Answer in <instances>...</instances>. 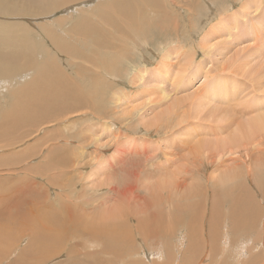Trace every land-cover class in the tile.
Segmentation results:
<instances>
[{
  "label": "bare ground",
  "instance_id": "1",
  "mask_svg": "<svg viewBox=\"0 0 264 264\" xmlns=\"http://www.w3.org/2000/svg\"><path fill=\"white\" fill-rule=\"evenodd\" d=\"M201 1L202 0H197L198 3L196 4L195 0H0V90L6 95V98L0 100V102H4L6 106L4 108L5 110L0 109V111L2 110L0 113V148L1 146L10 145V143L15 144L14 139L16 140L21 138L20 132H22L23 135L27 132L30 133L31 135L27 133L28 137L29 135L40 136V141L45 140L44 143L41 142L42 145L44 144V147L47 148V145H50V147H48V149H50L48 150L50 155L49 157H57V151L59 150H57L58 147L60 149L63 148L64 150L66 149L64 152L65 155L71 158L69 163L67 161L65 163L62 161L65 166L61 164L59 168L55 167L60 163L54 165L55 163H52L51 158L47 160L48 162L51 161L52 166H54L52 169L50 168L49 171L44 170L46 174L48 173L47 175L48 178L51 179L50 181H55V179H57V175H59L60 178L62 176L66 178L67 174L70 173L67 178L68 182L70 177L74 175L73 174L71 176L73 170L75 175L80 179V181H78L81 182V180H83V182L80 183L82 186L80 191L78 190L79 194H75L76 196H72V194L68 193H65L68 194V196H61L60 194L55 196L60 198L56 200V202L58 201L59 203L58 210L56 205L51 202V194L48 191L51 187L49 186L47 192L44 191L46 194L38 192L37 186L39 181L36 179L38 177L34 176V174L28 177L30 182L35 180L33 181L32 191L30 192V189L24 191L18 198L16 197L17 199L12 197L13 188L11 187L9 189V184L8 187L3 186L4 184H2V186L0 185V259L2 257H7V255H10L13 252V247L9 250V244L6 243V240L8 241V239H11V226H13L21 236L26 234V229L29 234H31L32 231L33 234H31V236H34L32 239L30 237L31 240L27 246L25 245L19 248L20 252L18 254L16 251L17 255L13 260L14 263L15 261H17L16 263L18 264H21L22 262L25 263L26 261L28 262L29 257H27V255L30 256V254H39L41 256V261L36 259V264H48L52 262H54V264H87V262L88 264H110L112 261L119 264L117 261V258H119L118 254H121L123 257L126 256V251L131 248L129 244L133 245L135 243L137 235L143 234L146 238H149V235L153 237L154 233L155 235L159 234L162 230H175V225L181 222L183 215H179L180 220L174 215H171V210L166 209L172 207V205L176 202L178 206L194 208V216L192 214L193 217H190L189 222L190 225H192L190 226V229L192 230L190 231V235L188 237L190 240V244L188 245L190 246L186 251L188 253L190 252V257L187 255L185 256L188 257L186 260H188L189 264H194L195 262L198 263L197 259H199L201 254H203V251L201 253V246L198 244L203 245L202 247H207L208 245L206 246V244L208 243L206 242L208 241H206V238H202V236H204L202 229L205 228L201 229L198 226V224L201 226L204 224V221L200 222V220L206 216L207 211H203V207H199L198 204L193 202V200L191 201V204L188 202L193 195L200 197H202V195L208 196V193L212 191V195L214 197L212 212L215 211L216 213L218 211L216 213V219L219 218L218 221L221 220L220 216L223 213V211H220L221 209L219 210L218 208L219 203L221 202L220 199L222 198H224L225 202L227 199L231 201V205L227 208L229 210L228 216L231 215L236 220L239 227L242 226L247 215L250 216L253 214L254 211L252 210L255 209L252 205L255 201L251 190L247 188V186H244L246 192L243 191V193H239V190L241 191L242 185H244L245 182L247 183L248 179L249 182H252L253 180H255L254 182H257L256 179L259 178L261 179V182L259 180L258 182L262 183L261 192L264 193V171H262L264 170V61L262 63L259 61L261 64L256 66L255 70L253 69V74L248 72L255 77L257 84L255 85V90L257 91V95H255L252 102H249L250 104L244 105V101L243 103L241 101V103H237L240 99L242 100L244 96L240 97V99L236 102L240 95V84L237 82L235 77L232 76V73H239L238 70L240 65H231V60L234 56L232 55L229 58L228 55L230 52L227 49L225 50L224 48V50H220L218 52V49L221 48H218L217 46L219 43L214 41L218 35L216 34L217 32L211 31L212 28H210V34L207 32V38L201 39L197 36L196 40H199L200 42L198 41L196 44L192 42L194 47L189 45V42V50L187 49V44L182 43L185 41L181 42V40L178 41L177 39V42L172 41L174 43L171 45L167 43L166 39V43L162 42L157 47V49H159L157 56L159 59L158 62H156L158 68L161 67L159 65H162V71L166 73L167 70L172 69V65L180 64L181 70L179 75L176 74L179 77L178 79L173 78V74L172 78L174 81L170 84L171 90L168 88L169 86H166V88H164V86L158 87V90L162 93L160 94L162 97L156 104H154V107L152 105L154 108V111H152L155 112V109H157V113L153 114L149 121L144 123V126L150 134L158 132L160 133V137L163 134L162 138L171 137L173 139L168 142V151H162L161 149V153H152L151 149L153 148H150L149 150L142 152V154L144 153L149 160L154 157L159 159V164L158 166L151 164L150 170L145 168L144 179L141 181V186L137 189H140L141 187L143 192H146L145 199L147 198V201L145 203L147 207L159 206V200L166 192L167 196L165 194L164 195L167 198V203H161L160 207L169 206L164 208L165 210L161 211L163 213L167 212V216L165 217L164 214H162V216H158L157 214L149 213L144 202L143 206L145 207H139L142 204H137L136 201L143 196L140 192L137 193V189L134 184L131 185L129 183L128 185L126 183L127 176H125L124 173L126 165L124 162L117 160L113 164L110 163L109 166L106 163L108 167L104 166L103 169L99 167L100 164L95 165L97 167L93 168L90 172L88 171L89 173H85L86 175L83 174V178L78 170L79 166H83L81 164V158L84 157V153L88 150H86V148L90 147V144L92 143L97 144L102 141H100V134L98 131L102 130L103 133L109 132L110 134L118 131L117 129L119 128H115L113 120H117L121 126L126 123L131 125L132 123L131 117L134 116V114L132 113L133 115H130L129 117V115L125 112L128 106L127 100L131 97V95L129 96V93L131 92H129L125 87L129 86L131 87L130 90L135 88L137 90L136 85L139 88L147 86V75H150L149 73H151V67H149V65H155L154 59H156L149 58L148 54L150 51L144 49L149 47L147 41L143 39V45H139L137 40L140 38L137 37V35L141 37H148L149 33L146 36L143 35L142 32L149 31L154 29V27L160 26L165 32L168 27L171 29L170 31H177L180 27L184 28L181 33H185V35L187 33L188 36L190 33L188 34L189 26H187V23L188 21H190V23L192 21V25H195L193 24L195 23L193 22V18L198 15L195 7H201L199 3ZM204 1L206 2L203 6L205 9H208L209 7L210 9H213L215 7V10L218 11L217 9L223 10L226 7H228V9L234 8L238 5L239 1L242 2L240 4L241 6L239 5L241 8L245 5H249L252 0H230V3L226 2L228 0H221L222 6H219L221 5L220 0ZM256 3L257 1H254V4ZM193 6L195 7L193 8ZM249 8L250 7H247V9ZM63 10V13L57 15L59 13L58 11L62 12ZM262 10L263 8L256 10L255 18H252L247 22L245 18L244 21L246 22V27H241L240 23H238L239 16L236 18L237 22L235 21L236 24L233 27H225L229 30L228 32H225L224 30V33H228L226 34L227 36L224 35L226 36L225 41L228 43V46L230 44H234L235 42L239 44L242 42L241 40L246 37L249 44L251 43L250 45L254 43L256 45H254L255 48L250 46L252 48V55L249 56L250 60L247 59V56L244 57L246 60L245 62L243 61L244 59H241L243 64H246V62L249 63L251 60L255 61L257 57L260 58L264 55V32L262 31L264 28L261 30L262 32L259 28L261 25H264V22L263 24L260 22L262 20L257 22L258 24L261 23L260 26L253 25L252 23L256 18L259 19L262 17L264 14L262 13ZM212 11L215 12L214 10ZM243 12L244 11H242V13ZM209 13L210 17H208L207 25L212 23V20L216 19L217 16L220 18V15L222 14H213L214 16H212L210 11ZM245 15H247V12ZM180 16L183 17L182 20L184 21L181 22V24L184 23L182 26L178 23ZM27 19L31 22L32 20H35L37 23L35 24L37 26V30L31 26V22H28L29 20L27 21ZM218 22L219 21H217V23ZM254 23H256V21ZM243 24L242 26H244ZM211 27L213 26L211 25ZM159 28H156V30ZM240 29L242 30L241 32L239 31ZM170 31L168 30V32ZM176 33L178 34L179 31ZM161 35L163 34L161 33ZM185 35H183L184 38ZM168 39L170 40V38ZM225 41L223 40V42ZM221 45L223 48V44ZM235 45L237 44H234L233 46L235 47ZM230 47L232 48V46ZM151 50L154 51L155 49ZM199 51L203 56L202 59L198 61L197 56L200 53ZM146 52H148V54ZM134 53H139V57H141L143 65L140 66L138 63L133 62L134 64H132L131 69V65L127 67L124 63L126 61H124L123 58L128 54L133 56ZM237 57L240 58V56ZM134 59L136 58H133V61ZM174 61H177V63H173ZM194 64L196 65L193 67ZM245 66L247 67V65ZM131 70L132 75L130 76ZM188 70H190V75H187L189 76V79L187 83L186 80L184 81V84L186 85L183 88L182 86L184 84L182 85V76L186 77L183 74L188 72ZM249 71L251 70L249 69ZM165 73L164 75L161 73V76H163L161 79L160 75L152 72L153 75H151L154 77V79L151 77L152 81L158 80L160 81V84L165 82ZM236 74L235 76L238 75ZM171 75L172 74H170V77ZM124 76L128 78L126 80L128 81L127 84L123 81V79H125ZM202 76L204 77L203 80L212 79L211 85H209V87L202 92L199 91V88H196V90L194 89L195 91L192 93L188 92L195 79L199 80ZM117 79H120L121 82ZM114 81H118V83L120 82L119 84L124 82L127 86H121L122 88H120ZM168 82L170 83V81ZM6 92H8V94ZM247 95L249 96V94ZM248 101L249 100H247V102ZM206 108H210V111ZM36 110H42L44 117L47 118L42 125L54 124L53 128H50L51 130H47L46 133L43 131V133H45L44 135H40L38 130L34 132L31 130L32 133L29 132V130L33 128L32 126H34V121H36L35 118L38 116ZM78 111L83 112H79V114L82 113L81 115L83 116L81 119L85 120L83 126H85L86 123L87 124L86 127L82 128V130L79 129L83 133L81 140L80 137L78 139L80 141L75 142L78 137L76 131L71 134L74 135L70 136L71 141H68L63 138V136H60V131H62V126L64 125L65 129L69 128L70 125H72L73 129H76L77 123L78 121H81V119L78 120L80 117H77L76 120L75 118L72 119V117L77 115L76 113H78ZM93 113L101 115L103 120L100 123L102 124H99L97 120H95L97 119L94 118L95 116L84 117L85 114L92 115ZM79 114L78 116H80ZM50 115L54 118H52V116L50 117ZM14 116H18V119ZM246 116L249 117L247 118ZM209 118L214 120L212 123H209L208 121V126L212 125V127L200 130L202 129L201 127H204L205 125L197 123L203 122L202 124H204L205 121L210 120ZM37 119L40 121L44 118H42V116H38ZM192 120H195V122ZM94 121L96 122L94 123ZM58 125L61 126L59 127ZM98 125H100V128H98ZM196 126H199V128ZM37 127L40 128L39 126ZM94 127L96 129L98 128V131ZM34 128H36V126ZM137 130L138 129H136V131ZM12 132H14V134ZM141 133L143 132L141 131ZM27 134L24 136H27ZM122 135L123 133H116L115 140H119ZM179 135H184V137H180ZM74 137L76 138L74 139ZM89 139L91 140L88 142ZM64 140L67 141L64 142ZM174 140H176V143H174ZM17 142L18 140L16 143ZM59 142H61V145ZM166 143L167 142H165V144ZM32 146L34 147V145ZM8 148L10 153V147ZM5 149L6 148H4L3 151L0 149V154L2 153L0 155L1 161L11 160L9 153H6ZM40 150L41 149H39V151ZM182 151L184 153L179 156L178 152ZM208 151H214L217 154H212L213 156L210 155L211 153L206 155L209 153ZM137 152L138 151H136V153H134V151L131 152L130 156L133 161H135L134 159L138 154ZM149 153H152V155H149ZM12 154L13 153H10V155ZM60 155L58 154V156ZM99 155L93 156L90 154L91 159L87 160L90 163L87 162V164L94 166L93 164L96 163H93V161L97 158V156H102ZM46 156L48 157V155ZM32 158L34 157L32 156ZM54 160L56 159L54 158ZM99 161L100 159L98 162ZM59 162L61 161L59 160ZM135 162H137V164L139 163L141 166L142 162ZM227 162H232V164L234 163L235 168L243 167V172H245L244 175L246 178L248 177L247 179H244L246 180L245 182L243 181L238 185L234 183L240 176L241 170L238 171L234 168L225 167V164H229ZM39 163L42 164L41 158ZM45 163L47 164V162ZM204 164L212 165V167L214 165L213 168L216 170V173L214 171L210 173L209 179L205 182L203 181L204 179L197 181V179L193 177L191 182L182 183L174 178L180 176L182 172L189 173L190 168L193 166L199 167V165L203 166ZM101 165L103 167V164ZM133 165L135 164L133 163ZM52 166L50 164V167ZM141 168H144V166ZM138 169H140V167ZM82 170L83 169H81V171ZM128 172V175L130 176V171ZM153 172L158 174H154ZM55 173L58 174L55 175ZM241 174L243 173L241 172ZM132 175L137 177V175L133 173ZM159 175H162L160 179ZM73 178H71L72 181H74ZM67 182H62L63 184L60 188H62L65 192L68 187L74 189L75 191L76 185L73 188L71 180V183ZM75 182L76 181H74V183ZM18 183L20 185V181ZM124 183H126V185ZM59 185H61V183ZM59 185H57L56 188H59ZM22 186L23 185L21 183L19 188H24V186ZM82 189L85 191L83 192ZM234 192L238 193L237 196ZM70 193H72V191ZM116 193L118 196L117 200L113 204H110L111 206L107 205V203L109 204V201L114 198ZM14 194L16 193L14 192ZM88 194H90V203L88 205L90 206V211H85L83 210L84 208H81L83 211L77 213V209L79 212L77 205L81 206V204H84L80 203L81 200L79 199L82 198V195L83 197H86ZM232 194H235V196H230ZM240 194L247 196V199L242 200ZM41 195L47 196L45 203L46 206L43 204L45 207L44 211L41 209L43 206H40V201L37 200L41 197ZM138 195H140L139 198ZM204 198H206L205 201H208L206 196H204ZM77 199L79 200L78 203L76 201ZM74 201H76L77 205H73L75 203ZM85 201L88 203V200ZM131 201L132 203L137 204V207H133L136 209L131 210V207L129 208ZM87 203L84 206H87ZM10 204L12 208H18L22 211V214L20 217H16L15 220L10 219L7 223L8 225L6 229H3L2 227H4L5 220L7 219V211L3 214L2 212L4 211V207H9ZM223 204L225 203H222V205ZM216 205L217 209H215ZM206 208L207 207H205V209ZM189 209L187 212H189ZM41 214H43V216ZM224 214L226 215V211ZM44 215H46V217ZM133 216L136 218H133ZM189 216L187 215V217ZM251 217L253 218V215ZM17 218H19L20 222L16 221ZM234 219L233 222L235 221ZM133 222H137L138 225H131ZM237 224L235 223L236 226ZM211 225L214 224L211 223ZM211 228H213V226ZM18 236L19 235L15 234L14 238H17ZM85 236L88 239L84 240ZM210 237L216 239V233L212 236L210 235ZM182 240L185 239L183 238ZM173 246L172 248H174ZM211 246L213 247V245ZM95 247H100V249L98 248L99 252L96 250L94 251ZM223 247L221 246L220 249ZM214 248H212V252H216ZM169 251H166L168 252L167 254L171 253H169ZM186 252L184 251V253ZM224 252L225 250H221L219 254H223ZM151 253H154V251ZM173 253L176 254L177 252L173 251ZM180 254L181 252H178V254L175 255V258L179 262L184 259L183 254L181 256ZM239 254L242 253L239 252ZM259 255L256 253L253 255L251 254V257H256L257 259V262L254 261L255 259H252L254 261L252 264H257L259 262V258H257ZM62 256L65 258L60 259V261L57 260ZM215 256L216 254L214 257ZM150 258L154 259L156 257L153 255V257L151 256ZM225 258L223 262H227L225 261ZM30 259L32 260V258ZM139 259V257L129 259L124 261L123 264H142V261ZM216 259L217 257L215 260ZM221 259L216 260L218 264L222 263ZM170 261H168V263ZM201 261H204V259ZM250 261L249 263L252 262ZM32 262L30 261V263ZM143 262L145 263V261ZM228 262L230 263V260ZM11 263L10 259L5 264ZM184 263L186 264V261H183L181 264ZM261 264H263V261Z\"/></svg>",
  "mask_w": 264,
  "mask_h": 264
},
{
  "label": "rangeland",
  "instance_id": "2",
  "mask_svg": "<svg viewBox=\"0 0 264 264\" xmlns=\"http://www.w3.org/2000/svg\"><path fill=\"white\" fill-rule=\"evenodd\" d=\"M196 1V4L198 3L197 2V0H195ZM216 1H219V0H216ZM221 1V0H220ZM229 1V2H228ZM228 1H226L227 3H230V0H228ZM243 1V0H242ZM254 1H257V3L256 4H254ZM252 0V1H250V4L249 5H245V6H243V7H241L240 8V4L242 3L241 1H239L238 2V5H236L234 8H229L228 9V7H226V8H224L223 10L221 9V10H219V9H217L218 11H216L215 9V7H214V5H213V9H210V7L208 8V9H205L203 6L206 4V2L204 1V0H202L201 2H199L200 3V5H201V7H195V6H193V8L195 7V10L197 9V14L198 15H196L197 17H194L193 18V22H195V23H193V24H195V25H192V21H191V23H190V21H188V23H187V26H189L188 27V36H187V33H186V35H185V33H181V32H183V29L184 28H179V29H181V30H177V31H179V33L177 34L176 32L177 31H170L171 29H169V27L167 28V30H166V32L164 31V29L162 28V27H154V29H151V30H149V31H144V32H142V34L143 35H148V33H149V35H148V37H141V36H139V35H137V37H139L140 39H138L137 41H138V43H139V45H143V39H145L146 41H147V43H148V45H149V47L148 48H144V49H146V50H148V51H150L149 52V54H148V52H146L147 54H148V56H149V58H151V59H154V58H156V59H154V62H155V65L154 64H151V65H149V67H151V73H149L150 75H147L148 76V78H147V81H148V85L147 86H144L145 87V89H144V87H138L137 85H136V87H137V90H136V88H135V85H134V88L135 89H133V90H130L131 89V87H129V86H127L126 84H127V82L128 81H126L128 78H126V76H124L125 77V79H123V81L126 83H122V84H119L120 82H121V80L120 79H117L118 81H120L119 83H118V81H114V82H116L119 86L118 87H120V88H122L123 86H127V87H125L129 92H131V93H129V96L131 95V97L127 100V104H128V106H127V110L125 111L126 112V114L127 115H129V117H130V115H133L134 114V116H132L131 117V121H132V123H131V125L129 124V123H126L127 124V126H126V124H124V125H119V123L117 122V120H113V125L115 126V128L117 129V128H119V129H117L118 131H115V133H112V134H110L109 132H104L103 133V131L101 130V131H98V128H100V125H98V128L96 129L95 127V129L99 132V134H100V141L101 142H99V143H97V144H94V143H92V144H90V147H87L86 148V152L84 153V157L83 158H81L82 160H81V164L83 165V166H79V168H78V170L80 171V173H81V175H82V178H83V174L84 175H86L85 173H87L88 171L90 172V171H92V169L93 168H96L97 166H95V165H98V164H100L99 165V167H101L102 169L104 168V166L105 167H108L109 165H110V163L111 164H113L114 162H116L117 160L118 161H121V162H124V164L126 165V170L124 171V173H125V176H127V180H126V183L129 185V183L131 184V185H133L134 184V186L136 187V189L139 187V186H141V181L144 179V174H145V168H147L148 170H150V166H151V164H154L155 166H158V164H159V162H158V160L159 159H157L156 157H154V158H152L151 160H149V158L147 159V157H146V155L143 153L142 154V152H145V151H147V150H149L150 148H153V149H151V152L152 153H154V152H157V153H161L162 151H168L169 150V148H167V146H168V142H170V140H172L173 138H171V137H167V138H162L163 137V134L161 135V137H160V133H158V132H155V133H153V134H150L148 131H147V129L145 128V126H144V123H146V122H148L149 121V119L153 116V114H156L157 113V109H155V112H153L154 110V104H156L160 99H161V97H162V95H160V94H162V93H160V91L158 90V87H162V86H164V88H166V86L168 87V88H170V84L174 81L173 80V78H179L178 77V75H179V73H180V70H181V66H180V64L178 65V64H176V65H172L171 66V68L172 69H169V70H167V74L164 72V71H162V65H159V66H161V67H159L158 68V65H157V63L156 62H158V59L159 58H157V56H158V51H159V49H157V47L162 43V42H164V43H166V39H167V43H169V45H171L172 43H174V42H172V41H176L177 42V40L179 41V40H181V42L182 41H185V42H182V43H185V44H187V49L189 50V48H190V46L189 45H192L193 47H194V45H193V43L192 42H194L195 44L196 43H198V41L199 40H196V38H197V36H198V38H207L208 37V33L210 34V32L212 31H215V32H217L216 34L219 36H217L216 37V39L214 40L215 42H218L219 44H218V48H221V49H218V52L221 50H224V48H225V50L227 49L230 53H229V55H228V57L230 58L232 55L234 56V57H237V56H240V58L239 57H237V58H232V60H231V65H240V67H239V70H238V72L239 73H237V72H234L237 76H235V74L234 73H232V76L233 77H235V79L237 80V82L240 84V87H239V93H240V95H239V98H237V100H236V102L240 99V97H243L244 96V98H242V100L240 99L239 100V102H237V103H243V101H244V105H247V104H250L249 102H252V100H253V98L255 97V95H257L256 94V90H255V85H257L256 84V80H255V77H254V75L252 76L251 74H253V72H254V70H255V67L256 66H259L263 61H264V55H263V57H257L256 59H255V61L254 60H251L249 63H247L246 62V64H243V61L245 62L246 60H245V56H247V59L248 60H250V57L249 56H251L252 54H251V52H252V48H255V43L254 44H252V45H250L249 44V42L247 41V37L246 38H243L241 41V43H237V42H235L234 44H237V45H235V47H238V48H235L233 45L234 44H230L229 46H228V43H226V41H225V38H226V34H228V33H224V30H225V32H228L229 30H228V28H225L226 26H231V27H233L235 24H236V22H237V19L236 18H238V16H239V22L238 23H240V26L241 27H246V22L248 21V20H251L252 18H255V14H256V10H258V9H262L263 8V10H262V13H264V3H262V2H264L263 0ZM259 2V3H258ZM262 3V4H261ZM169 4L171 5V3L169 2ZM220 4L221 5H219V6H222V1L220 2ZM252 4V5H251ZM207 5H208V3H207ZM240 5V6H239ZM256 5H259V6H256ZM261 6V7H260ZM225 7V6H224ZM246 7V8H245ZM247 7H250L249 9H247ZM257 7V8H256ZM260 7V8H259ZM254 8V9H253ZM208 10V11H207ZM212 10H214L215 12H213ZM247 10V11H246ZM209 11L211 12V14H212V16H214L215 14H221L220 16V18H219V16H217L216 17V19H213L212 20V23H209L208 25H207V21H208V17H210V13H209ZM220 11H222V12H220ZM225 11V12H224ZM227 11V12H226ZM237 11V12H236ZM242 11H244L243 13H242ZM250 11V12H249ZM59 13L57 14V15H60L61 13H63L64 12V10L61 12V11H58ZM224 12V13H223ZM246 12H247V15H245L246 14ZM169 14L171 15V13L169 12ZM214 14V15H213ZM236 14V15H235ZM251 14V15H250ZM241 16H243V17H241ZM247 16V17H246ZM251 16V17H250ZM261 17V16H260ZM263 17V18H262ZM262 17L261 18H259V19H255V21H256V23H254L255 21L253 20V25H261V23L260 24H258L257 22H259L260 20H262V21H260V22H262V24H263V20H264V14L262 15ZM181 20H182V18L183 17H179ZM245 18H246V22L244 21L245 20ZM179 19V21H178V23H179V25H183V24H181V22H184L183 20L181 21ZM218 19V20H217ZM29 19H27V21H28ZM217 21H219L218 23H217ZM236 21V22H235ZM244 21V22H243ZM28 22H31L30 20L28 21ZM244 23V24H243ZM251 23V22H250ZM33 24V25H32ZM35 24H37L36 22H35V20H32V22H31V26L34 28V29H36L37 30V26L35 25ZM215 24V25H214ZM225 24V25H224ZM242 24L244 25V26H242ZM211 25L213 26V27H211ZM36 26V27H35ZM191 26V27H190ZM195 26V27H194ZM240 26H239V28H240ZM263 26V27H262ZM193 27H194V29H193ZM156 28H159V29H157L156 30ZM197 30H196V29ZM210 28H212L211 29V31H210ZM260 28V31L264 28V25H261V27H259ZM33 29V30H34ZM201 29H202V31H201ZM159 30V31H158ZM162 30V31H161ZM168 30L170 31V32H168ZM200 30V31H199ZM227 30V31H226ZM195 31V32H194ZM197 31V32H196ZM199 31V32H198ZM204 31V32H203ZM235 31H237V30H235ZM240 32L242 31L241 29L239 30ZM263 32H264V29L262 30ZM261 31V32H262ZM202 34H201V33ZM208 32V33H207ZM244 32V31H243ZM161 33L163 34V35H161ZM166 34V36H165V34ZM172 35H171V34ZM197 33V34H196ZM221 34V35H220ZM169 35V36H168ZM183 35H185V38H187V39H185L184 38V36ZM223 35V36H222ZM224 35H226V36H224ZM134 36V35H133ZM176 36V37H175ZM177 36H178V38H177ZM216 36V35H215ZM170 38V40L168 39V38ZM223 37V38H222ZM172 38H173V40H172ZM193 38H194V40H193ZM47 39V38H46ZM177 39V40H176ZM263 39V38H262ZM155 40V41H154ZM163 40H165V41H163ZM217 40V41H216ZM223 40L225 41V42H223ZM142 41V42H141ZM196 41V42H195ZM189 42H190V44H189ZM200 42V41H199ZM223 42V43H222ZM244 42V43H243ZM223 44V48H222V45L221 44ZM243 43V44H242ZM253 43V42H252ZM189 44V45H188ZM224 44H226V45H224ZM241 44V45H240ZM155 45V46H154ZM240 45V46H239ZM255 45V46H254ZM154 46V47H153ZM229 47L230 48V50H229V48H227V47ZM230 46H232V48L230 47ZM245 46V47H244ZM252 48H251V47ZM151 47V48H150ZM156 47V48H155ZM198 47H199V44H198ZM241 47V48H240ZM234 48V49H233ZM150 49V50H149ZM151 49H155L154 51L153 50H151ZM233 50V51H232ZM155 52H156V54H155ZM200 52V51H199ZM242 54H241V53ZM151 53V54H150ZM154 53V54H153ZM249 53V54H248ZM137 54V55H136ZM240 54V55H239ZM235 55H237V56H235ZM140 55H139V53H134V55L133 56H131V54H128L126 57H124L123 58V60L124 61H126V62H124L125 64H126V66L127 67H129L130 65H131V69H132V64H134L133 62H136V63H138L140 66H142L143 64V62H142V59H141V57H139ZM151 56V57H150ZM153 56V57H152ZM154 56H156V57H154ZM202 53L200 52L199 53V55L197 56L198 57V61L200 60V59H202ZM133 58H136V59H134V61H133ZM241 59H244L243 61L241 60ZM263 59V60H262ZM132 60V61H131ZM157 60V61H156ZM229 60V59H228ZM227 60V61H228ZM236 60V61H235ZM247 60V61H248ZM262 60V61H261ZM241 61H242V63H241ZM261 63H260V62ZM130 62V63H129ZM132 62V63H131ZM239 64H238V63ZM173 63H177V61H174ZM241 63V64H240ZM252 63V64H251ZM264 63V62H263ZM211 64V63H210ZM254 64H255V66H254ZM196 64H194L193 65V67L195 66ZM245 65H247V67L245 66ZM157 66V67H156ZM179 66H180V69H179ZM216 66V65H215ZM245 66V67H244ZM250 66V67H249ZM153 67V68H152ZM156 67V68H155ZM175 67V68H174ZM176 67H177V69H176ZM249 67V68H248ZM254 67V68H253ZM170 68V67H169ZM245 68V69H244ZM159 69V70H158ZM175 69V70H174ZM241 69H243V70H241ZM249 69L251 70V71H249ZM254 69V70H253ZM154 70V71H153ZM164 70V69H163ZM171 70V71H170ZM244 70H246V71H244ZM248 70V71H247ZM159 71H160V73H159ZM162 71V72H161ZM179 71V72H178ZM71 72V71H70ZM152 72H155V73H157L158 75H162L161 73H163V75H164V73H165V78H166V80H165V82H163V83H161L160 84V81H152V78L151 77H153L152 75ZM172 74L171 75V77H170V74ZM244 72V73H243ZM248 72H250V73H248ZM72 73V72H71ZM152 74V75H151ZM173 74H174V77L172 78V76H173ZM176 74H178V75H176ZM234 74V75H233ZM132 75V70H131V73H130V76ZM183 75H185L186 77H184V76H182V85L185 83L184 81L186 80V83H187V81H188V79H189V76H187V75H190V70H188V72H186V73H184ZM243 75V76H242ZM249 75H251V76H249ZM177 76V77H176ZM162 77L163 76H161V79H162ZM168 77V78H167ZM188 77V78H187ZM239 77V78H238ZM240 77H241V79H240ZM251 77H253V78H251ZM170 78H172V79H170ZM149 79V80H148ZM153 79H154V77H153ZM170 79V80H169ZM180 79H181V77H180ZM204 79V77L202 76V77H200L199 78V80L198 79H195V81H194V83L193 84H191V87H190V89L188 90V92H194L195 90H196V88L198 89L199 88V91L200 92H202V91H205L208 87H209V85H211V82H212V79H209V80H203ZM170 81V83L168 82V81ZM197 80V81H196ZM211 80V81H210ZM255 80V81H254ZM263 80V79H262ZM205 81V82H204ZM264 81V80H263ZM253 82V83H252ZM156 85H155V84ZM153 84V85H152ZM158 84V85H157ZM164 84V85H163ZM202 84V85H201ZM254 84V85H253ZM186 84H184L182 87L184 88V86H185ZM122 86V87H121ZM190 86V85H189ZM156 88H157V90H156ZM167 88V89H168ZM150 89V90H149ZM195 89V90H194ZM170 90H171V88H170ZM255 90V91H254ZM135 91V92H134ZM139 93H138V92ZM155 91V92H154ZM149 92H150V94H149ZM234 92V91H233ZM244 92V93H243ZM4 92H2L1 90H0V100H3L4 98H6V95H5V93L3 94ZM7 94H8V92H6ZM1 94H3V95H1ZM138 94V95H137ZM202 94V93H201ZM247 94H249V96L247 95ZM5 95V96H4ZM138 97V98H137ZM149 99H150V101H149ZM141 100V101H140ZM247 100H249L248 102H247ZM241 101V102H240ZM4 104V102H0V109H2V110H5L4 108L6 107L5 106V104ZM126 104V105H127ZM146 104V105H145ZM152 105H153V107H152ZM4 106V107H3ZM207 110H209L210 111V108H206ZM1 110V111H2ZM153 110V111H152ZM1 111H0V113H1ZM37 111V113H38V116L39 117H41L42 116V118H44L43 120L41 119L40 121L37 119L38 118V116L35 118V120L36 121H34V126H32L33 128H31L30 130H29V132H31V130L34 132V131H36V130H38L39 131V133H40V135H44L46 132H47V130H51L52 128H53V126H54V124H51V125H47V124H44V125H42L43 124V122L47 119V118H45L44 117V113H43V111L42 110H36ZM86 111H87V109H86ZM134 111V112H133ZM40 112V113H39ZM79 112H82V111H78V113H76L77 115H75L74 117H72V119H76L77 120V117H80L78 120H80L81 119V117H83L81 114L83 113H80L79 114ZM128 112V113H127ZM151 112V113H150ZM36 113V112H35ZM133 113V114H132ZM145 113V114H144ZM78 114L80 115V116H78ZM37 115V114H36ZM41 115V116H40ZM61 115V114H60ZM86 115V116H85ZM84 115V117H87V116H91V117H94V118H97V119H95V120H97V122L99 123V124H102V123H100V122H102V117H101V115H99V114H96V113H93L92 115H90V114H85ZM98 115V116H97ZM52 115H50V117H51ZM69 116V115H68ZM141 116V117H140ZM145 116V117H144ZM250 116V115H249ZM249 116H246L247 118L249 117ZM14 117H16V119H18V116H14ZM70 117V116H69ZM208 117V116H207ZM206 117V118H207ZM52 118H54L53 116H52ZM142 118H144L145 119V122H144V119H142ZM71 119V118H70ZM142 119V120H141ZM210 120H207V121H205V123L204 124H202L203 122H199V123H197V124H201V125H205L204 127H201L202 129H200V130H203V129H205V128H208V127H212V125L211 126H208V124L211 122L212 123V121H214V120H212L211 118H209ZM68 120V119H67ZM101 120V121H100ZM39 121V122H38ZM114 121H115V123H114ZM139 121H141V122H139ZM193 122H195V120H192ZM208 121H209V123H208ZM38 122V123H37ZM77 122V121H76ZM83 122V123H82ZM96 121H94V123H95ZM85 123V120H83V119H81V121H78V123H77V127H76V129H73L72 128V125H70V127L69 128H67V129H65V125L64 126H62L63 128H62V131H60L61 132V135L60 136H63V138H65V139H67L68 141H71L70 140V136H74V135H71V134H73L74 133V131H76L77 132V134H78V137H77V139L75 140V142L76 141H80L81 140V136H82V128H84V127H86V124H85V126H83V124ZM207 123V124H206ZM41 125V126H40ZM47 125V126H46ZM207 125V126H206ZM25 126H26V124H25ZM36 126V128H34ZM37 126H39L40 128H38ZM52 126V127H51ZM59 126V125H58ZM57 126V127H58ZM61 126V125H60ZM59 126V127H60ZM138 126V127H137ZM1 127V126H0ZM21 127V126H20ZM97 127V126H96ZM137 127V128H136ZM140 127V128H139ZM197 128H199V126H196ZM51 128V129H50ZM1 129H3V128H1ZM17 129H19V128H17ZM71 129V130H70ZM79 129H81V130H79ZM136 129H138L137 131H136ZM128 132H127V131ZM17 131V130H16ZM16 131H14V132H16ZM43 131L45 132V133H43ZM122 131V132H121ZM141 131L143 132V133H141ZM14 132H12L13 134H14ZM65 132V133H64ZM68 132V133H67ZM123 133V135L119 138V140L117 139V140H115V135H116V133L117 134H121V133ZM21 134H20V137L21 138H18V139H14V141H15V144H12V143H10V145H7V146H1V151H3V149L4 148H6L5 149V151H6V153L8 152L9 153V148L8 147H10V153H13L12 155H10V153H9V157H10V159L11 160H6V161H1L0 160V176H3V177H0V185L2 186V184H4L3 186H7L8 187V184H9V189L12 187L13 188V190H12V197H15V199H17L24 191H27V190H29L30 192L32 191V188H33V181H35V180H31L32 182H30L29 180H28V177L29 176H31V175H33L34 174V176H36V177H38V178H36L38 181H39V184H38V186H37V191L38 192H40V193H42V194H46V192H47V190L49 189V186L51 187L50 188V190H48L49 192H50V194H51V202H53V204H55L56 205V208H57V210H58V208H59V203H58V201L56 202V200H58V199H60L59 197H55V196H58V194H60L61 196H64V195H67L68 196V194H72V196L73 195H77V194H79V191H80V188H81V184L80 183H82L83 182V180H81V182H79L80 181V179L75 175V172H74V170H73V172L71 173V176L73 175L74 176V178H73V176L72 177H70V179H69V183H71L72 182V186H73V188L75 187V185H76V190L74 191V189H72V188H70V187H68L67 189H66V192L62 189V188H60L61 186H62V182H67V178H68V176L70 175V173L69 174H67V177L66 178H64L63 176L60 178V176L59 175H57L58 173H55V175H57L56 177H57V179H55V181H50L51 179H49L48 178V173L46 174L45 173V171L44 170H46V171H49L50 170V168L52 169L54 166H52V163L54 164V165H57V163L59 164V165H57L55 168H59L60 166H61V164H63V162L65 163L66 161L69 163V160L71 159L70 157H67L66 155H65V150L62 148V149H60V148H58L57 147V157H55V156H53L56 160H54V158L51 156V157H49L50 155H49V152H48V150H50V149H48V147H50V145L48 144L47 145V148L46 147H44V144L42 145V143H44V141L45 140H41L40 141V139H41V137H40V139H39V137L37 136V135H32V136H30L31 134L30 133H28V134H30L29 135V137H28V134H27V136H24V135H26V134H22V132H20ZM32 133V132H31ZM43 133V134H42ZM64 133V134H63ZM81 133V134H80ZM125 133V134H124ZM141 133V134H140ZM76 134V135H77ZM108 136H107V135ZM127 134V135H126ZM148 134V135H147ZM150 134V135H149ZM147 136V138H146V136ZM152 135V136H151ZM35 136V137H34ZM180 137H184V135H179ZM178 136V137H179ZM37 137H38V140H37ZM68 137V138H67ZM79 137H80V140H78L79 139ZM149 137H151V138H149ZM76 137H74V139H75ZM91 138V137H90ZM110 138V139H109ZM20 139V140H19ZM111 139H113V140H111ZM18 140V142L16 143V141ZM28 140V141H27ZM67 140H64V142L65 141H67ZM91 139H89L88 140V142L90 141ZM109 141V142H108ZM114 141V142H113ZM22 142V143H21ZM42 142V143H41ZM165 142H167L166 144H165ZM2 143V142H1ZM21 143V144H20ZM37 143V144H36ZM60 143V145H61V142H59ZM174 143H176V140H174ZM3 144L5 145V143L3 142ZM40 144V145H39ZM81 144H82V142H81ZM149 144H151V145H149ZM26 147H25V146ZM32 145H34V147L32 146ZM37 145V146H36ZM80 145V144H79ZM163 145V146H162ZM4 147V148H3ZM23 147V148H22ZM41 147V148H40ZM163 147V148H162ZM37 148V149H36ZM41 149L40 151H39V149ZM147 148V149H146ZM44 149V150H43ZM144 149V150H143ZM158 149V150H157ZM161 149H162V151H161ZM165 149V150H164ZM31 150V151H30ZM60 150H62V151H60ZM97 150V151H96ZM155 150V151H154ZM14 151V152H13ZM36 151H38V152H36ZM77 151H78V149H77ZM132 151H134V153H136V151H138L137 153V156H135V161H139V162H142L141 163V166H140V164L138 165L137 164V162H135V161H133L132 159H131V152ZM141 151V152H140ZM17 152V153H16ZM33 152V153H32ZM76 152V151H75ZM95 152H96V155H99V156H101V157H98L97 156V158L94 160V161H96V162H94L93 161V163H96V164H93L94 166H90V165H88L87 164V162L88 163H90L89 161H87L88 159H91V156H90V154H92L93 156H96L95 155ZM130 152V153H129ZM209 153H207L206 155H209L210 153V155H215V154H217V153H215L214 151H208ZM38 153H40V154H38ZM152 153H149V155H152ZM179 154V156L181 155V154H183L184 152L182 151V152H178ZM2 154V153H1ZM0 154V155H1ZM58 154L60 155V156H58ZM62 154H63V156H62ZM126 155V156H123V155ZM46 155H48V157L46 156ZM127 155H129V156H127ZM212 155V156H213ZM13 156V157H12ZM32 156L34 157V158H32ZM35 156H36V158H35ZM38 156V157H37ZM45 156V157H44ZM123 156V157H122ZM65 157V158H64ZM125 157H127V158H125ZM17 158V159H16ZM18 158H20V159H18ZM28 160H27V159ZM40 158H41V161H42V164L41 163H39V161H40ZM44 158H45V160H44ZM49 158H51V161H52V163H51V161L50 162H48L47 160H49ZM53 158V159H52ZM60 158V159H59ZM103 158V159H102ZM108 158V159H107ZM114 160H113V159ZM138 158H139V160H138ZM16 159V160H15ZM24 159V160H23ZM64 159V160H63ZM100 159V161L98 162V160ZM105 159H106V161H105ZM15 160V161H14ZM23 160V161H22ZM26 160V161H25ZM59 160L61 161V162H59ZM85 160V161H84ZM105 162H103V161ZM126 160V161H125ZM128 160V161H127ZM31 161V162H30ZM47 162V164H49V165H47L45 162ZM54 161V162H53ZM56 161V162H55ZM63 161V162H62ZM111 161V162H110ZM131 161V162H130ZM5 162V163H4ZM120 162V163H121ZM45 163V164H44ZM108 164V166H107V164ZM133 163L135 164V165H133ZM227 163H229V164H231V165H226L225 164V167H227V168H234V169H236V170H238V171H240V176L237 178V182L235 181L234 183L235 184H240V183H242L243 181L245 182L246 180H244V179H247L246 178V176L244 175L245 174V172H243L244 171V169H243V167L241 168V167H239V168H235V164L233 163L232 164V162H227ZM50 164H51V166L52 167H50ZM101 164H103V167H102V165ZM106 164V165H105ZM40 165V166H39ZM43 165V166H42ZM44 165H47V166H44ZM64 166H65V164H63ZM88 165V166H87ZM84 166H86V167H84ZM128 166V167H127ZM137 166V167H136ZM144 166V168H141V167H143ZM210 166V167H209ZM229 166V167H228ZM231 166V167H230ZM34 167V168H33ZM47 167V168H46ZM81 167V168H80ZM140 167V169H138ZM213 167H214V165H213ZM212 167V165H207V164H204L203 166H201V165H199V167L198 166H193V167H191L190 168V172L189 173H184V172H182L181 174H180V176H178V177H174L177 181H179V182H182V183H189V182H191V179L193 178V177H195L196 179H197V181L198 180H202V179H204L203 181L205 182L207 179H209V177H210V173L211 172H215L216 173V170H214V168ZM130 168V169H129ZM135 168V169H134ZM81 169H83L82 171H81ZM213 169V170H212ZM7 170V171H6ZM30 170V171H29ZM32 170V171H31ZM200 170V171H199ZM207 170V171H206ZM210 170V171H209ZM41 173H40V172ZM128 171H130V176L128 175ZM262 171H264V170H262ZM36 172V173H35ZM88 172V173H89ZM141 172V173H140ZM143 172V173H142ZM241 172L243 173V174H241ZM38 173V174H37ZM40 173V174H39ZM123 173V174H124ZM132 173L133 174H135V175H137V177L135 176L134 177V175H132ZM154 174H158V173H155V172H153ZM214 173V174H215ZM161 174V173H160ZM199 174H200V176H199ZM209 174V175H208ZM214 174H213V176H214ZM242 175V176H241ZM161 176L162 175H159V179L161 178ZM130 177V178H129ZM140 177H141V179H140ZM205 177V178H204ZM71 178H73V180L74 181H76L75 183H74V181H72V179ZM78 178V179H77ZM137 178V179H136ZM261 178V177H260ZM23 179V180H22ZM63 179H64V181H63ZM77 179V180H76ZM182 179V180H181ZM36 180V181H37ZM66 180V181H65ZM70 180H71V182H70ZM79 180V181H78ZM258 180L261 182V179H259V178H257L256 179V181L257 182H254L255 180H253L252 182H249V179H248V182L246 183L245 182V184L244 185H242V188H241V191L239 190V193H243V191L244 192H246V190H245V188H244V186L246 187L247 186V188H249L250 190H251V192H252V196H253V199H254V201H255V203L252 205V207L255 209V210H252V211H254L253 212V218L251 217L252 215H247V217L244 219V222H243V224H242V226H240L239 227V225L237 224V222H236V220L231 216V215H229L228 216V212H229V210L227 209L230 205H231V201L229 200V199H227V201L225 202L224 201V198H222V199H220L221 200V202H220V200H219V206H218V208H219V210L220 211H223V213H222V215L220 216L221 218V220H219L218 221V219H216V213L218 212H216L215 213V211L214 212H212V208H213V206H214V203H213V200H214V197H213V193H212V191L211 192H209L208 193V196L207 195H202V197H200V196H196V195H193V197L192 198H190L189 200H188V202H190V204L192 203L191 201L193 200V202L194 203H196V204H198V206L199 207H203L202 209H203V211H207L206 212V216H204L203 218H202V220H200V222H203L204 221V224L201 226L200 224H198V226H199V228H205V229H202L203 230V232H204V236H202V238L204 239V238H206V241H208V242H206V243H208V244H206V246L207 247H202L203 245H201V244H198V245H200L201 247H200V249H202L201 250V253H202V251H203V254H201V256H203V257H199V259H197L198 260V263L197 262H195L194 264H218L217 263V259H221V264H252V263H254V261H256L257 259H256V257H251V254L253 255L254 253H256V254H260L259 255V257H257V258H259L258 259V263L257 264H261L262 263V261H263V264H264V193H262L261 192V187H262V183H259L258 182ZM20 181V185H19V182ZM27 181H28V183H27ZM130 181V182H129ZM241 181V182H240ZM263 181V180H262ZM8 182V183H7ZM14 182H16V183H14ZM24 182V183H23ZM46 182V183H45ZM67 182V183H68ZM5 183H6V185H5ZM21 183H22V185L24 186V188H22V189H20L19 187L21 186ZM32 183V184H31ZM55 183H56V185H55ZM61 183V185H59ZM126 183H124L125 185H126ZM230 184H232V183H230ZM55 186V187H53V186ZM57 185H59V188H56L57 187ZM125 185H124V187H125ZM137 185V186H136ZM232 185H234V184H232ZM22 186V187H23ZM210 186V185H209ZM40 187V188H39ZM47 189H46V188ZM77 187H78V189H77ZM211 187V186H210ZM263 187H264V185H263ZM19 188V189H18ZM43 188V189H42ZM17 189V190H16ZM40 189H42V190H40ZM243 189V190H242ZM79 190V191H78ZM83 190V189H82ZM44 191H46L45 193H44ZM68 191V192H67ZM72 191V193H70ZM85 190H83V192H84ZM14 192L16 193V194H14ZM52 192V193H51ZM140 192V194L143 196V197H141L140 199H137L138 201H136V203L137 204H142V205H140L139 207H145L146 206V201H147V198L145 199V197H146V192H143V190H142V188L140 187V189H137V193H139ZM65 193H68V194H65ZM235 193V192H234ZM63 194V195H62ZM166 196H167V193L165 192L164 193ZM162 195V197H161V201L159 200V202H160V205L159 206H152V207H147L146 206V208H147V210H148V212L149 213H151V214H157L158 216H162V214H164L165 215V217L167 216V212H165V213H163V212H161L162 210H165L164 208H167V207H169V206H164V207H160L161 206V203H167V198H166V196L165 195ZM236 194V196H237V194L238 193H235ZM235 194H232V195H230V196H232V197H234L235 196ZM75 195V196H76ZM133 195H134V193H133ZM87 196H89V197H87ZM86 197H83V195H82V198L81 197H79V198H81V199H79L78 197V199L79 200H81L80 201V203H84V204H81V206L80 205H77L76 204V201H77V203H78V199L76 200V201H74L75 203L73 204V205H77L78 206V208H79V212H78V209H77V211H76V209H75V211L77 212V213H80L81 211H83V210H85V211H90V206H88L89 205V203H90V201H89V198H90V194H88ZM139 196L140 195H138V198H139ZM204 196H206L207 197V200L208 201H205V199L206 198H204ZM240 196H241V199L242 200H244V199H247V196H243V195H241L240 194ZM17 197V198H16ZM117 198H118V196H117V193H116V195L114 196V198L113 199H111L109 202V204L107 203V205H109V206H111L110 204H113L116 200H117ZM143 198V199H142ZM197 198V199H196ZM145 199V200H144ZM194 199H195V201H194ZM202 201H201V200ZM38 201H40L39 202V204H40V206H43V208H41L42 209V211H44V205L46 206V200H47V196H43V195H41V197H39V199H37ZM44 200V201H43ZM85 200H88V203H87V201H85ZM198 200V201H197ZM140 201V202H139ZM142 201V202H141ZM143 202H144V204H145V206H143L144 204H143ZM181 202V201H180ZM199 202V203H198ZM242 202V201H241ZM87 203V206H84L85 204ZM206 203V204H205ZM222 203H225V204H223L222 205ZM44 204V205H43ZM137 204H134V203H132V201H131V205L129 206V208L131 209V210H133V209H136V208H133V207H137ZM179 204V203H178ZM25 206V205H24ZM23 206V207H24ZM80 206V207H79ZM83 206V207H82ZM224 206V207H223ZM255 206H257V207H255ZM26 207H27V205H26ZM26 207H24L25 209H27ZM85 207H89V208H85ZM205 207H207L206 209H205ZM221 207V208H220ZM223 207V208H222ZM6 208H7V210H6ZM4 207V211L2 212V214L3 213H5V211H7V216H6V218L8 219H6L5 220V225H4V227H2L3 229H6V227H7V223L9 222V220L10 219H14L15 220V218L16 217H20V215L22 214V211H20L18 208H12L11 207V204L9 205V207ZM81 208H84L83 210L81 209ZM128 208V209H129ZM186 208L187 207H183V206H178L177 205V203L175 202L173 205H172V207H170V208H167L166 210H171L170 212H172L171 213V215L173 216H175V217H177V218H179L180 219V216H182V220H181V222L180 223H177L176 225H175V230H172V229H166V230H162L159 234H156L155 235V233H154V236L153 237H151L150 235H149V238H146V236L145 235H143V234H139V235H137L136 236V239H135V243L133 244V245H131V244H129V246H131V248L129 249V250H127L126 252H127V254H126V256H121V254H118L119 255V258H117V261L119 262V264H123V262L124 261H126V260H129V259H134V258H136V257H139L140 259L139 260H141L142 261V264H181V263H183V261H186V264L188 263L189 264V262H188V260H186L188 257H190V252L188 253V252H186L188 249H189V246L190 245H188V244H190V240L188 239V237H189V235H190V231L192 230V229H190L191 227L190 226H192V225H190V217L192 218L193 216H194V208L193 207H188L187 208V210H186ZM191 210H190V209ZM142 209V208H141ZM151 209V210H150ZM175 209V210H174ZM188 209H189V212H187L188 211ZM192 209H193V211H192ZM205 209V210H204ZM215 209H217V205H216V207H215ZM214 209V210H215ZM222 209H224L225 211H226V215L224 214V210H222ZM150 210V211H149ZM179 210V211H178ZM181 211V212H180ZM141 213V212H140ZM176 213H177V215H176ZM214 213H215V216H214ZM44 214V213H43ZM43 214H41L42 216H43ZM186 214V215H185ZM189 214H190V216H189ZM192 214H193V216H192ZM47 215V214H46ZM46 215H44L45 217H46ZM143 215V214H142ZM180 215V216H179ZM187 215L189 216V217H187ZM12 216H13V218H12ZM164 217V218H165ZM133 218H136L135 216H133ZM187 218V219H186ZM235 220L234 222H233V219ZM18 219V220H17ZM16 219V221H18V222H20V220H19V218H17ZM214 219V220H213ZM213 220V221H212ZM218 221V222H217ZM246 221H248V222H246ZM212 224H214V225H211V223ZM213 222H215V223H213ZM188 223H189V225H188ZM235 223L237 224V226L235 225ZM247 223V224H246ZM137 224V222H133V224H131V225H136ZM202 224V223H201ZM11 225H12V223H11ZM138 225V224H137ZM245 225V226H244ZM213 226V228H211ZM12 227V231H11V239H8V241L6 240V243L7 244H9L8 245V249L10 250L12 247V250H13V252L10 254V255H7V257H2L0 260V264H5V263H7L10 259H11V264H18V263H16L17 261H15V263H14V259H15V256L20 252L19 251V248L20 247H22V246H27L28 244H29V241L34 237V236H31V234H33L32 233V231H31V234H29V232L27 231V229H26V234H24L23 236H21L17 231H16V229L13 227V226H11ZM194 228H196V227H194ZM32 230V229H31ZM166 231V232H165ZM183 231V232H182ZM169 232H171V233H169ZM174 232V233H173ZM164 233V234H163ZM169 233V234H168ZM177 233V234H176ZM188 235H187V234ZM216 233V239H213V238H211L210 237V235L212 236L213 234H215ZM19 235L17 238H14V235ZM136 234V233H135ZM174 234V235H173ZM209 234V235H208ZM202 235V234H201ZM140 236V237H139ZM161 236V237H160ZM173 236V237H172ZM24 237V238H23ZM29 237V238H28ZM30 237H31V239H30ZM142 237V238H141ZM81 238H83V237H81ZM151 238V239H150ZM179 238V239H178ZM185 239V240H182V239ZM86 239H88L86 236L84 237V240H86ZM94 240V239H93ZM147 240V241H146ZM182 240V241H181ZM163 241V242H162ZM173 241V242H172ZM185 241V242H184ZM193 242V241H192ZM215 242V243H214ZM97 243V242H96ZM11 244V245H10ZM13 244V245H12ZM16 244V245H15ZM98 244V243H97ZM158 244V245H157ZM177 244V245H176ZM174 245V246H173ZM211 245H213V247L211 246ZM7 246V245H6ZM15 246V247H14ZM172 246L174 247V248H172ZM195 246V245H194ZM216 246H218V247H216ZM221 246L223 247V248H225V249H220L221 248ZM226 246V247H225ZM10 247V248H9ZM215 247V248H214ZM240 247V248H239ZM100 249V247H95V249H94V251L96 250L97 252H99L98 250ZM170 248V249H169ZM179 248V249H178ZM184 248V249H183ZM212 248H214V250L216 251V252H212ZM219 248V249H218ZM227 248V249H226ZM132 249V250H131ZM192 249H194V248H192ZM204 249V250H203ZM261 249V250H260ZM169 250H171V251H169ZM210 250V251H209ZM221 250H225V254L223 253V254H219V252ZM227 250V251H226ZM16 251H17V254H16ZM142 251V252H141ZM154 251V253H151V252H153ZM166 251H169V253L171 254H167L168 252H166ZM173 251L174 252H177L176 254L175 253H173ZM184 251L187 253H184ZM245 251V252H244ZM140 252H141V254H140ZM158 252V253H157ZM178 252H181V254H180V256L183 254V257H184V259L183 260H181L180 262L175 258L176 256L175 255H177L178 254ZM239 252L240 253H242V254H239ZM252 252V253H251ZM131 253V254H130ZM160 253V254H159ZM216 254V256L214 257V255ZM245 253V254H244ZM157 256H156V255ZM185 254V255H184ZM195 254H197V253H195ZM1 255V254H0ZM141 255V256H140ZM153 255H154V257H156V258H154V259H151L150 257L152 256L153 257ZM158 255H160V256H158ZM188 256V257H185V256ZM197 255H199V254H197ZM220 255V256H219ZM222 255H224V256H222ZM242 255V256H241ZM249 255H250V257H249ZM148 256V257H147ZM167 256V257H166ZM10 257V258H9ZM27 257H29V260H28V262L26 261L25 263L24 262H22L21 264H36V259H39L40 261H41V256L39 255V254H37V255H35V254H30V256H28L27 255ZM65 257H66V255H65ZM64 257V258H65ZM205 257H208V258H205ZM217 257V259L215 260V258ZM226 257V258H225ZM30 258H32V260L30 259ZM63 258V256L61 257V258H59V259H57V260H59L60 261V259H64ZM175 258V259H174ZM224 258H225V261H227V262H223L224 261ZM248 258H250V259H248ZM167 259V260H166ZM168 259H172L171 261L170 260H168ZM204 259V261H201V260H203ZM252 259H255L254 261L252 260ZM230 260V263L228 262ZM252 262H251V261ZM30 261L32 262V263H30ZM143 261H145V263L143 262ZM158 261H159V263H158ZM166 261V262H165ZM168 261H170L169 263H168ZM201 261V262H200ZM213 261V262H212ZM249 261L251 262V263H249ZM148 262V263H147ZM152 262V263H151ZM154 262V263H153ZM215 262V263H214ZM257 262V261H256ZM255 262V263H256ZM193 263V262H192ZM48 264H54V262H52V263H48ZM87 264H88V262H87ZM110 264H116L114 261H112V262H110ZM185 264V263H184Z\"/></svg>",
  "mask_w": 264,
  "mask_h": 264
}]
</instances>
